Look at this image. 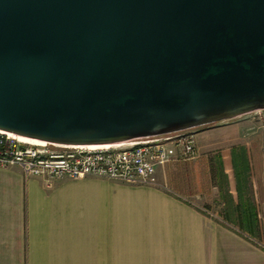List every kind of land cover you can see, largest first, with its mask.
Segmentation results:
<instances>
[{"label":"water","instance_id":"95a60500","mask_svg":"<svg viewBox=\"0 0 264 264\" xmlns=\"http://www.w3.org/2000/svg\"><path fill=\"white\" fill-rule=\"evenodd\" d=\"M264 110V0H0V130L113 145Z\"/></svg>","mask_w":264,"mask_h":264},{"label":"crops","instance_id":"0c3cea01","mask_svg":"<svg viewBox=\"0 0 264 264\" xmlns=\"http://www.w3.org/2000/svg\"><path fill=\"white\" fill-rule=\"evenodd\" d=\"M223 121L196 129L199 154V140L214 145L218 133L245 140L205 165L178 154L157 167L158 186L86 177L49 187L18 165H0V264H264V141H246L264 126V110ZM240 146L250 167L237 184Z\"/></svg>","mask_w":264,"mask_h":264},{"label":"built area","instance_id":"2783aa9c","mask_svg":"<svg viewBox=\"0 0 264 264\" xmlns=\"http://www.w3.org/2000/svg\"><path fill=\"white\" fill-rule=\"evenodd\" d=\"M197 128L113 145H69L21 140L0 130V165H18L26 177L55 181L104 178L149 186L160 185L157 167L175 158L198 156Z\"/></svg>","mask_w":264,"mask_h":264},{"label":"rangeland","instance_id":"374dc122","mask_svg":"<svg viewBox=\"0 0 264 264\" xmlns=\"http://www.w3.org/2000/svg\"><path fill=\"white\" fill-rule=\"evenodd\" d=\"M255 122H260V121H255ZM215 123H216L215 126L224 125V124H226V121H218ZM210 125L211 124L206 125L208 127H206V126H204V127L210 128V127H212ZM200 128L201 127H199V129ZM223 134L228 135V137H230V141H228L226 143L219 142L220 141L219 139H221V136ZM223 134L218 133L216 135V139H218V140H215L214 145H211V146L209 145V143L205 142V140H203V141L199 140L200 154L199 153L198 154L200 156L198 155V157H196L195 160H191L188 163H193V164H197V165H205L204 159H206L207 156L211 155L212 153L222 152L223 150H227L228 148H231L233 145L239 143V141L245 140L244 138H242V136L240 137V135H238V132H236V131L224 132ZM247 135L248 136L246 138V141H249L251 138L254 139L256 137H257V139L260 138V139H263V141H264V126H262V127H260V125L255 126V128L248 130ZM199 136L203 137L204 133L203 132L199 133ZM263 145H264V143H263ZM263 149H264V146H263ZM262 225H263L262 229H264V222L262 223ZM259 242H260L261 246L264 247V232H263V237Z\"/></svg>","mask_w":264,"mask_h":264},{"label":"trees","instance_id":"16d2710c","mask_svg":"<svg viewBox=\"0 0 264 264\" xmlns=\"http://www.w3.org/2000/svg\"><path fill=\"white\" fill-rule=\"evenodd\" d=\"M233 162H234L233 165L235 168L237 184H239L241 181H248V172H249L250 166L246 158V148L244 146H240V147L233 149ZM220 168L221 170H220L219 176H220V185L222 187L224 183L226 185L227 177L222 170V166H220ZM226 193L229 194L228 191ZM227 194H225V197ZM250 224H251L250 229L252 230L253 227L257 225L258 223H250Z\"/></svg>","mask_w":264,"mask_h":264},{"label":"bare ground","instance_id":"6f19581e","mask_svg":"<svg viewBox=\"0 0 264 264\" xmlns=\"http://www.w3.org/2000/svg\"><path fill=\"white\" fill-rule=\"evenodd\" d=\"M21 140L26 141V142H31V143H36V144H44L45 141L42 140H38V139H33V138H28V137H24L21 135H17Z\"/></svg>","mask_w":264,"mask_h":264}]
</instances>
